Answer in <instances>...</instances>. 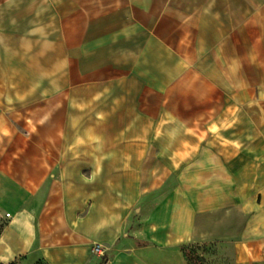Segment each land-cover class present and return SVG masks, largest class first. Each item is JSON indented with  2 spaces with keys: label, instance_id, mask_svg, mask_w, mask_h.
Returning <instances> with one entry per match:
<instances>
[{
  "label": "crops",
  "instance_id": "obj_1",
  "mask_svg": "<svg viewBox=\"0 0 264 264\" xmlns=\"http://www.w3.org/2000/svg\"><path fill=\"white\" fill-rule=\"evenodd\" d=\"M0 214L4 264H264V0H0Z\"/></svg>",
  "mask_w": 264,
  "mask_h": 264
},
{
  "label": "rangeland",
  "instance_id": "obj_2",
  "mask_svg": "<svg viewBox=\"0 0 264 264\" xmlns=\"http://www.w3.org/2000/svg\"><path fill=\"white\" fill-rule=\"evenodd\" d=\"M6 222V218L0 214V232ZM188 264H229V260L225 252L215 245L210 244H191L185 250ZM4 264V263H0ZM8 264H21L19 261ZM37 264H45L39 262Z\"/></svg>",
  "mask_w": 264,
  "mask_h": 264
},
{
  "label": "built area",
  "instance_id": "obj_3",
  "mask_svg": "<svg viewBox=\"0 0 264 264\" xmlns=\"http://www.w3.org/2000/svg\"><path fill=\"white\" fill-rule=\"evenodd\" d=\"M93 252L101 257H105V246L99 243H95L93 246ZM100 264H108V260L102 259Z\"/></svg>",
  "mask_w": 264,
  "mask_h": 264
},
{
  "label": "trees",
  "instance_id": "obj_4",
  "mask_svg": "<svg viewBox=\"0 0 264 264\" xmlns=\"http://www.w3.org/2000/svg\"><path fill=\"white\" fill-rule=\"evenodd\" d=\"M13 263V262H12Z\"/></svg>",
  "mask_w": 264,
  "mask_h": 264
}]
</instances>
